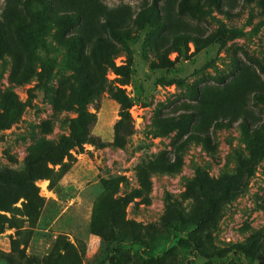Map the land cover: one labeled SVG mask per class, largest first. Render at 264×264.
I'll return each instance as SVG.
<instances>
[{
    "label": "rangeland",
    "instance_id": "374dc122",
    "mask_svg": "<svg viewBox=\"0 0 264 264\" xmlns=\"http://www.w3.org/2000/svg\"><path fill=\"white\" fill-rule=\"evenodd\" d=\"M0 264H264V0H0Z\"/></svg>",
    "mask_w": 264,
    "mask_h": 264
},
{
    "label": "trees",
    "instance_id": "16d2710c",
    "mask_svg": "<svg viewBox=\"0 0 264 264\" xmlns=\"http://www.w3.org/2000/svg\"><path fill=\"white\" fill-rule=\"evenodd\" d=\"M110 48H112V47H110ZM82 114L86 115L87 113L85 111H83ZM83 136L84 135L82 134L81 131H78L75 134L71 133V135H69L64 140H61V142H59V144L57 146H55V149L58 151V157L60 158V161L62 160V157L67 154L66 150L70 146H74V145H77L78 143H80L81 140L84 139ZM40 155L45 157V158H48L49 160H52V157L56 156L55 160H57V155H55V153L48 151V150L43 151ZM52 174L53 175L57 174V171H52Z\"/></svg>",
    "mask_w": 264,
    "mask_h": 264
}]
</instances>
